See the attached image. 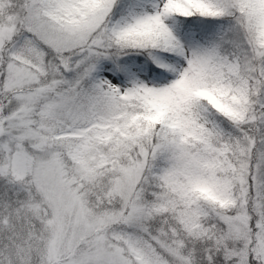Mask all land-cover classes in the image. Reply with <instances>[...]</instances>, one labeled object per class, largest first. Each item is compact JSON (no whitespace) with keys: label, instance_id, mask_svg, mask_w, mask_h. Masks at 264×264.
<instances>
[{"label":"snow or ice","instance_id":"1","mask_svg":"<svg viewBox=\"0 0 264 264\" xmlns=\"http://www.w3.org/2000/svg\"><path fill=\"white\" fill-rule=\"evenodd\" d=\"M0 264H264V0H0Z\"/></svg>","mask_w":264,"mask_h":264}]
</instances>
